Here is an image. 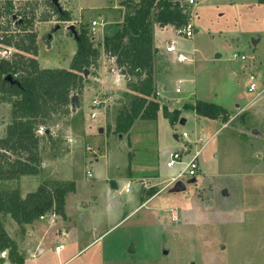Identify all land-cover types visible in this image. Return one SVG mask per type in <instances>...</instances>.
Returning <instances> with one entry per match:
<instances>
[{
  "label": "rangeland",
  "instance_id": "374dc122",
  "mask_svg": "<svg viewBox=\"0 0 264 264\" xmlns=\"http://www.w3.org/2000/svg\"><path fill=\"white\" fill-rule=\"evenodd\" d=\"M123 1L58 0L59 8L70 15L68 21L60 19L63 13L53 11L48 0H0V4L11 2L8 33L15 35L14 41L18 39L14 22L19 14L34 15L39 68L68 69L76 49L73 32L83 30L91 38V22H105L91 38L101 55L104 38L121 26L127 12ZM191 12L192 38L166 29L159 51L154 35L158 28L153 25L154 85L164 97L159 98L160 107L179 109L176 124L171 125L159 109L156 118L133 123L130 139L114 132L117 116L129 109L134 96L117 88L120 81L127 84V80L113 76V61L106 57L104 69H97L96 62L83 75L89 80L90 74L101 73L106 80L103 90L85 91L73 119L91 121V113L100 111L92 108V100L96 96L105 99L103 119L85 141L90 149L84 146L63 157L69 149L59 137L44 138L42 128L37 132L42 137L41 165L59 157L60 162L45 165L36 175L0 183V188H18L21 197L43 184H74V192L65 197L70 216L66 220L48 213L19 227L9 216L0 215L6 233L18 245L23 264H264V4L258 0H196ZM170 44L175 45V54L182 53L189 60L179 63L168 55ZM15 54L20 52L0 44V59L11 60ZM250 77L256 85L253 92L248 91ZM176 88L180 93H175ZM197 100L226 109L228 121L197 117L191 109H184ZM10 120V104L0 102V138ZM182 133L188 136L187 145L181 141ZM132 142L131 161L138 166L137 177H146L140 181L145 191L139 201L123 191L110 198V182L100 178L98 171L112 168L113 175L125 180L127 146ZM189 144L193 150L201 149V173L194 183L184 179L182 191L170 187L159 193L163 180L177 170L166 168L169 154ZM131 188L136 192L139 185ZM151 197L140 206V201ZM50 219L54 222L48 227ZM35 237H43L46 250L32 258ZM56 245L64 246L58 255ZM2 264L11 263L4 257Z\"/></svg>",
  "mask_w": 264,
  "mask_h": 264
},
{
  "label": "trees",
  "instance_id": "16d2710c",
  "mask_svg": "<svg viewBox=\"0 0 264 264\" xmlns=\"http://www.w3.org/2000/svg\"><path fill=\"white\" fill-rule=\"evenodd\" d=\"M48 4L53 11L63 13L62 21L70 19L69 13L62 11L51 0ZM258 4H264V0H258ZM122 6L127 9L122 24L113 30L111 36L104 38L103 50L107 57L114 58L116 68L127 80V87L134 97L129 109L117 116L114 132L127 134L135 120L154 119L159 109L163 117L174 125L178 122L180 111L160 107L155 98L153 25L180 28L187 24L188 18L182 13L179 0H126ZM10 13L11 2L4 6L0 4V44L20 52L11 60L0 59V102L10 104L11 118L4 136L0 138V183L39 173L42 137L37 132L44 129L53 116L69 114L71 97L83 90L86 81L84 71L96 66L100 56L93 40L81 30L73 36L76 49L68 69H41L36 59L34 15L19 14L20 18L14 22L18 39L14 41L15 35L8 33ZM7 75L12 76L13 83L5 79ZM183 107L191 109L197 116L222 123L229 119L226 109L213 103L197 100ZM130 163L129 155L128 170ZM73 192V182L43 184L25 197H21L18 188H0V215L9 216L19 227L29 225L48 213L65 220V197ZM1 253H6L5 258L11 264L24 263L17 243L6 233L0 220ZM3 262L4 257H0V264Z\"/></svg>",
  "mask_w": 264,
  "mask_h": 264
},
{
  "label": "crops",
  "instance_id": "0c3cea01",
  "mask_svg": "<svg viewBox=\"0 0 264 264\" xmlns=\"http://www.w3.org/2000/svg\"><path fill=\"white\" fill-rule=\"evenodd\" d=\"M156 27L158 29H155V33H154V35L156 37L155 47L159 51L160 48H158V47L159 46L161 47V45L163 44L162 43L163 42L162 41L163 36L164 35H167L166 29H172V27L171 26H166V27L156 26ZM173 46H174L175 51H176L175 45H173ZM168 55H170L171 57H174V59H175L174 54L168 53ZM106 57L107 56L102 52L101 55H100V57H99V60H97V64H99V66L97 67V69H100V70L101 69H104V66L107 64ZM107 59H109L108 60L109 62L110 61H113L112 63H113V66L115 67V68L111 69L112 72H114V75L113 76L114 77H117L118 79H120V77H122L123 75H121L118 72L119 70L115 66V61L113 60L112 57H107ZM102 73H104V71H102ZM102 78H104V79L102 80ZM105 82H106L105 77H103L102 74L99 73L98 71L96 72V75L95 74L94 75H91L90 74L89 75V80L85 81V83H84L83 92L80 93L81 95H79V94L76 95L77 96V100L75 102V105L70 106V109L71 110H69V114L68 115H60V114H58V115L53 116L48 121L46 127H44V132H45V136L44 137L45 138H47L48 140H52L53 138H58L59 137L62 140L63 146L69 149V150H66V153H65V155H63V157H66L68 155H72L74 153V151L81 150L82 148H84V146L85 147H88L90 149L89 145L85 141H88L87 139L92 136V133H93L94 129L96 128V125L103 119V116L101 114H99L95 118L96 120L90 118L91 121H84V122H82V120H78L79 122L78 121H74L73 119L75 117V114L77 112H79L80 109H81V98H82L83 93L85 91H87V90H90L91 88L96 89L95 90L96 92H98L100 90L102 91L103 90V87L101 85H102V83L105 84ZM118 84L119 85L117 86V88H119L120 91H123L124 93H127L129 95L134 96V93L131 92L128 89L127 84L124 82V80L123 81H120ZM163 86H165V84ZM159 88L160 87L158 86V88H157L156 87V84H155V89L158 92H159ZM58 116H60V117H58ZM197 117H200V116H197ZM138 120L139 119L135 120L133 123L137 122ZM98 129H99V132L102 131L101 128H98ZM132 130H133V126H131V128L129 129V132L127 133V139H130L129 137L132 134ZM175 138L178 139L177 136H175ZM84 143H85V145H84ZM130 143H131V140H130ZM128 146H127V149H128L127 154L129 156V155H132L133 154L131 152V150H132L131 148L133 146V142H132L131 147H128ZM96 148H97V144H96ZM40 151H41V148H40ZM93 154H95V151L93 152ZM40 155H41V152H40ZM63 157H61V158H63ZM94 158H96V157H94ZM167 160H168V158H167ZM54 161L60 162V157L57 158V159H54L52 161L43 163V165H41V169L40 170L42 171L44 169V166L45 165L46 166L53 165V162ZM127 166H128V164H127ZM137 167L138 166L133 161H131V163H130V169L128 170L127 167H126L128 177L125 180H123L122 177H120V176L117 177V175H113L112 172H111L112 171V168H110V169L107 168L105 170H104V168H102L101 169V172L98 171V176L100 178H103L106 182H110V185L108 187V194L110 195L109 196L110 198L111 197H114V198L118 197L119 194L123 191V192H126V194H128L130 196V198L133 199V201H136V200L139 201V197H141L142 194L145 191V189L142 188V186H141V184L139 182L142 179L144 180L146 177H141V179H139V177H137V175H136L137 173L135 174V170H137ZM153 168H156V167H153ZM88 173L91 174V172H88ZM199 173H201L200 168H199ZM91 177H92V174H91ZM195 181L196 180H194V182ZM191 183H192V181H191ZM120 184H122V186L119 189ZM126 184H130V186H129V188L127 190H126ZM134 184L139 185V188L136 190V192L133 191V193H132V191H131L132 188L131 187ZM153 198L154 197H151L150 199H148V200H146L144 202H141L140 201V206L141 205H144L146 203H149V201L152 200ZM65 200H66V198H65ZM64 210H65V215L68 216V213L66 212V202H65ZM58 217L61 218L60 216H58ZM68 217H70V216H68ZM53 222H54V220L53 219H50L49 220V223L47 224L48 227H51L50 225ZM35 224H37V222ZM65 234L66 233L64 232V235ZM43 242H44L43 237H35L33 243L31 244V247H32L33 252L34 251H36V252H35L34 255H31L32 258L36 257L37 255L41 254L42 252H44L46 250V247H45V245H44ZM55 255H58V254L55 253Z\"/></svg>",
  "mask_w": 264,
  "mask_h": 264
},
{
  "label": "built area",
  "instance_id": "2783aa9c",
  "mask_svg": "<svg viewBox=\"0 0 264 264\" xmlns=\"http://www.w3.org/2000/svg\"><path fill=\"white\" fill-rule=\"evenodd\" d=\"M180 3V8L182 9V13L185 14L188 18L187 24L183 27L180 28H174L172 27L173 32L178 35V36H185L186 38H192L193 36V25L191 23V20L193 18V13L191 10L193 7L196 6V0H179ZM105 22L102 20L100 22H97L96 20L91 22V27H90V32L89 35L91 38H93L96 35L97 28L98 27H104ZM166 52L167 53H172L175 56V60L179 63H183L188 61L189 59L184 56L182 53H177L175 54V48L173 44H170L166 47ZM234 58L236 56L234 55ZM240 60H245L244 56L239 57ZM124 77V76H123ZM251 83L249 84L248 91L253 92L256 89V85L253 82V78L250 77ZM175 93H180V89L176 88ZM155 98L159 102V98L161 97V94L156 90L155 92ZM164 99V97L162 98ZM105 99L100 96H96L92 100V108L94 109H100L99 112H93L90 115L91 119H95L99 114L103 113L104 111V105H105ZM42 128L40 129V131ZM39 131V132H40ZM181 141L184 143H188V136L186 133L181 134ZM89 150V148L87 147ZM201 153V149H192L191 144L189 146H185V148L180 149V150H175L169 154L168 160L166 161V168L171 169V168H177L175 174L172 176L166 178L163 180L161 183L162 188L159 191L162 192L166 190L167 188L174 187V185L178 182L183 183L184 179H187L188 181L195 180V178L198 176L199 172V165H198V157ZM88 177H91V174L88 173ZM141 184V182H139ZM130 184H126V190L129 188ZM157 194V193H156ZM41 219L43 216L40 217ZM64 249L63 245H56L54 247V252L59 254L62 250ZM0 257H6V253H1Z\"/></svg>",
  "mask_w": 264,
  "mask_h": 264
},
{
  "label": "water",
  "instance_id": "95a60500",
  "mask_svg": "<svg viewBox=\"0 0 264 264\" xmlns=\"http://www.w3.org/2000/svg\"><path fill=\"white\" fill-rule=\"evenodd\" d=\"M51 1H52L53 4H55V5H57L59 7L58 0H51ZM76 35H77V33L74 31L73 32V36L75 37ZM84 75H87V70L84 71ZM5 79L13 83V79H12V76L11 75H7ZM76 100H77V96L76 95L73 96V97H71V99H70L71 106H73L75 104ZM180 123L183 124L184 123V120H181ZM192 183H194V180H192ZM184 188L185 187H184L183 183L178 182V183H176L174 185L173 191L174 192H179V191L184 190ZM225 193L226 192H224V194Z\"/></svg>",
  "mask_w": 264,
  "mask_h": 264
}]
</instances>
